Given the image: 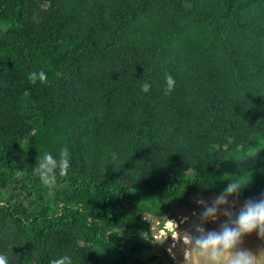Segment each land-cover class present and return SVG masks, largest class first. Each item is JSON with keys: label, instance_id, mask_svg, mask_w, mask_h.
<instances>
[{"label": "trees", "instance_id": "trees-1", "mask_svg": "<svg viewBox=\"0 0 264 264\" xmlns=\"http://www.w3.org/2000/svg\"><path fill=\"white\" fill-rule=\"evenodd\" d=\"M236 179L264 195V0H0L7 264H148V215Z\"/></svg>", "mask_w": 264, "mask_h": 264}, {"label": "clouds", "instance_id": "clouds-1", "mask_svg": "<svg viewBox=\"0 0 264 264\" xmlns=\"http://www.w3.org/2000/svg\"><path fill=\"white\" fill-rule=\"evenodd\" d=\"M167 80L169 84L173 83L172 77L169 76ZM143 89L147 92L149 85L144 84ZM50 160L51 157L46 153L39 167L36 168V172L45 183H51L54 179ZM69 165L70 153L64 149L61 153L60 166L66 169ZM241 176L242 174L235 177ZM250 183L242 184L239 179L228 180L224 189L211 203L198 200V205L203 209L199 215V222L193 226L191 232L179 233L183 244L177 245L172 252L155 241L151 229L153 243L166 253L169 252L167 254L174 259L177 252L185 248L190 258L197 264H264V247L256 253L241 248L243 239L252 233H257L261 240H264V195L259 199L246 201L235 215L230 206V198L239 197ZM221 213L227 218L221 229L206 231L204 225L215 221ZM189 215L195 216L193 213ZM189 215L186 217L189 218ZM168 217L166 215V218ZM185 237H187L186 241H184ZM0 264H7V259L3 255H0ZM52 264H73V261L70 256L65 255L53 260Z\"/></svg>", "mask_w": 264, "mask_h": 264}, {"label": "rangeland", "instance_id": "rangeland-1", "mask_svg": "<svg viewBox=\"0 0 264 264\" xmlns=\"http://www.w3.org/2000/svg\"><path fill=\"white\" fill-rule=\"evenodd\" d=\"M79 139H76V145H79L78 143ZM216 195H209V196H200V195H194L190 198V202L192 204V208L187 207L186 205H183V207H180L176 209V211L170 215H168L171 218H175V224L180 216H188L189 214H194L195 216L192 217V215H189V221L186 224L187 230L193 229V226L199 222V215L202 212V207L198 205V200H205L209 203L212 202V200L215 198ZM246 200H237L234 198H230V206L231 211L235 215L238 213L239 209L244 205ZM148 220H160L161 222H165L166 216L161 217H150L148 215L146 217ZM227 218L221 213L218 215V218L215 221L208 222L204 225L206 231H219L221 229V226L226 222ZM181 244H183V241H180ZM264 247V240H261V238L258 236L257 233H252L251 235L245 237L242 241L241 248L246 249L248 251H251L252 253H256L260 248ZM159 248H154L150 251H145L144 254L141 256V260L148 263V264H159V261H155L153 257L159 256L161 252L159 251ZM169 253V252H167ZM172 260L176 264H197L196 261L192 260L189 256V254L185 251V248H181L177 255H175V259L172 258Z\"/></svg>", "mask_w": 264, "mask_h": 264}, {"label": "built area", "instance_id": "built-area-1", "mask_svg": "<svg viewBox=\"0 0 264 264\" xmlns=\"http://www.w3.org/2000/svg\"><path fill=\"white\" fill-rule=\"evenodd\" d=\"M166 219L165 222H161L158 219L150 221L146 218L145 220L151 224L155 241L161 246H165L169 252H172L182 240L179 233L191 232L193 229H184L189 221V218L186 216L178 217L176 224L175 218L168 217ZM186 240L187 237L184 238V241Z\"/></svg>", "mask_w": 264, "mask_h": 264}]
</instances>
